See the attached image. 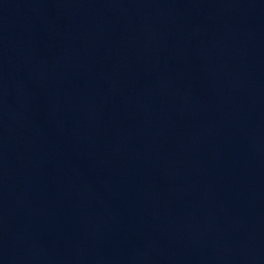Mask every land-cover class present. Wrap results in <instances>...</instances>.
<instances>
[{
	"label": "water",
	"instance_id": "water-1",
	"mask_svg": "<svg viewBox=\"0 0 264 264\" xmlns=\"http://www.w3.org/2000/svg\"><path fill=\"white\" fill-rule=\"evenodd\" d=\"M0 264H264V0H0Z\"/></svg>",
	"mask_w": 264,
	"mask_h": 264
}]
</instances>
